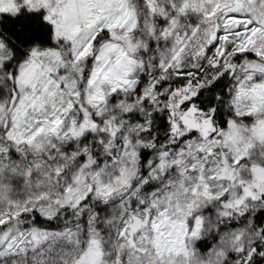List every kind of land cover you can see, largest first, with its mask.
Wrapping results in <instances>:
<instances>
[{"label": "snow or ice", "instance_id": "6c2138e0", "mask_svg": "<svg viewBox=\"0 0 264 264\" xmlns=\"http://www.w3.org/2000/svg\"><path fill=\"white\" fill-rule=\"evenodd\" d=\"M0 264H264V0H0Z\"/></svg>", "mask_w": 264, "mask_h": 264}]
</instances>
